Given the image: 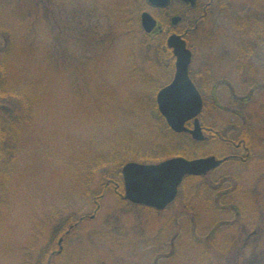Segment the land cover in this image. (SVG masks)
I'll return each mask as SVG.
<instances>
[{"label":"rangeland","instance_id":"374dc122","mask_svg":"<svg viewBox=\"0 0 264 264\" xmlns=\"http://www.w3.org/2000/svg\"><path fill=\"white\" fill-rule=\"evenodd\" d=\"M144 12L162 32L144 33ZM200 16L179 0L164 10L146 0H0V63L7 58L9 87L19 94L0 103V116L19 123L0 186V264H24L26 255L43 264L73 218L84 221L65 237L57 264H264V39L251 37L264 22V0H218L187 35L205 103L198 121L228 139L247 130L262 155L187 180L159 212L124 202L115 189L130 162L238 153L208 134L204 143L176 137L157 107L175 75L158 36L193 30ZM246 46L259 61L235 54ZM198 71L205 76L194 79Z\"/></svg>","mask_w":264,"mask_h":264},{"label":"water","instance_id":"95a60500","mask_svg":"<svg viewBox=\"0 0 264 264\" xmlns=\"http://www.w3.org/2000/svg\"><path fill=\"white\" fill-rule=\"evenodd\" d=\"M191 7L196 6V0H179ZM156 9H166L171 0H147ZM181 18L172 19L174 26ZM144 32L152 34L158 28V21L148 12L141 17ZM168 47L176 59V73L172 83L161 90L157 96L158 109L169 128L177 133L188 132L185 124L194 120V130L190 131L196 141H202V129L198 116L203 109L202 98L188 75L191 63V53L185 42L178 35L168 39ZM223 161L215 158L186 160L173 158L157 165H141L128 163L123 168L125 180V199L136 205L164 210L177 197L178 188L187 176H204L217 168Z\"/></svg>","mask_w":264,"mask_h":264},{"label":"flooded vegetation","instance_id":"af4514ba","mask_svg":"<svg viewBox=\"0 0 264 264\" xmlns=\"http://www.w3.org/2000/svg\"><path fill=\"white\" fill-rule=\"evenodd\" d=\"M218 2V0H196V7L197 8L196 10L197 11H201L202 12V16H200L198 19H196L195 23L197 24L199 22V20L202 18V17H205L207 15V11L209 10L210 7H212L213 5H215L216 3ZM204 5V6H202ZM264 22H262V26L264 27ZM192 30H186L184 33H179L178 35L182 38V40L185 42L187 48L190 50L189 48V44H188V41H187V35L191 32ZM252 34V33H251ZM257 35H258V38L260 39H264V31H258L257 32ZM252 37V35H251ZM253 40H257L258 38H254L252 37ZM236 49V48H235ZM191 51V50H190ZM192 52V51H191ZM236 53H241L240 49L237 48L236 51H235V54ZM252 54H253V51H252ZM249 55V57L246 58V60H249L251 58H254V60H257L259 61L260 59H256L255 58V55L252 56ZM192 55H193V52H192ZM242 55V53H241ZM252 56V57H251ZM193 59V58H192ZM260 63H255L254 65L257 66L259 68V66H262V65H259ZM263 64V63H262ZM193 66V60H192V63L190 65V68H189V77L190 79L192 80V77H191V68ZM198 74L194 77V79H200V78H203V75L205 76V74L201 71H198L197 72ZM210 75V74H209ZM260 80V79H259ZM258 79L257 80H251V82H254L255 83V86H259L261 82L258 83L259 81ZM250 82V83H251ZM224 85L223 84V81L221 80V82L219 83V87ZM234 92V90L232 89L231 92ZM254 89H249V93L248 95L246 96V100H244L243 102L246 104L249 102V100L251 99V97L253 96L252 94L254 93ZM235 96V94H233L232 98ZM234 99V98H233ZM237 102H240V101H237ZM237 117L238 118H244L247 119V116H246V113H242L240 114L239 112H237ZM188 126L190 127L189 129L190 130H193L194 129V124L193 122L191 124H188ZM202 133L203 135L204 134H208V136L210 137V141L211 142H214V141H218L220 142L221 145L224 146V149L223 151H227L226 149H229L230 147L235 149L236 152H238L236 155H231L229 158H224V159H219V158H216L218 161H223L217 168H215L214 170H212L210 173H208L207 175L205 176H201V177H195L196 181L197 182H201L203 179L205 180L206 178H209V176L213 173V172H216L218 170H220L224 165L228 164L229 161H238V162H241V163H248L249 161H254L253 159H256L258 153H259V156L262 155V150L260 148H257L255 146V144L252 143V139H251V136H249L248 134H250L247 130L243 131V132H240V133H237V137L236 139H228V138H225L224 135H221L219 131L217 130H214V129H208L207 127L203 126L202 125ZM233 134V132H232ZM188 180V178H187ZM185 180L184 182L182 183L181 187H180V190H179V194L180 192L182 191L181 189L183 188V185L185 184ZM212 187V186H211ZM210 187V188H211ZM201 188H205L203 187V184L201 185ZM116 190H118V188H115ZM209 189V188H207ZM119 191V190H118ZM214 190L210 189V193H212ZM218 192V191H217ZM118 194H121V198L123 199L124 202L128 203V204H131L128 200L125 199L126 197V190L124 188L123 192H117ZM207 193V191H206ZM201 194H203V192L201 191ZM222 194H226V192H222ZM210 196H208V199L207 200H210ZM213 198V197H212ZM154 210V209H153ZM238 208L237 207H232V211H237ZM197 213V211H196ZM236 214H240V212H236ZM196 215V214H195ZM198 216V215H196ZM81 220H84V218H81ZM222 224V223H221ZM78 224H74L72 226H70L69 230H67L66 234L65 235H68L72 229H74ZM225 225V224H224ZM181 233V231H180ZM184 237V236H183ZM183 239L181 238V234H180V239L178 240V242L182 241ZM191 241H193L195 243V246L199 248V246L201 245V243L197 242L199 240L196 239V237H193V239H191ZM65 242V237L62 236L60 239H59V242H58V245H63V243ZM171 243H175L174 241H171ZM200 244V245H199ZM246 245V244H245ZM215 246L214 244H210L209 246H207V248L209 250L213 252H215ZM180 249L178 248V251ZM174 254V253H173ZM171 254V255H173ZM58 255V251H53L51 253V256L52 257H56ZM205 255H208L207 253H205ZM200 258L202 260V258L204 257H208V256H204L201 254V251H200ZM215 258H221V257H215ZM240 259V258H238ZM249 262V261H248Z\"/></svg>","mask_w":264,"mask_h":264},{"label":"trees","instance_id":"16d2710c","mask_svg":"<svg viewBox=\"0 0 264 264\" xmlns=\"http://www.w3.org/2000/svg\"><path fill=\"white\" fill-rule=\"evenodd\" d=\"M248 22L252 23V21L250 19L246 20V23H248ZM199 24H200V22H198L197 24L194 23V26L192 27L193 31H195L197 29L196 27H198ZM256 25L257 26H253L255 29H253V31H252V37H254V38H258V35H257L258 31H263L262 22H260V23L257 22ZM245 26L246 25H241L239 30L243 31L244 29H246V28H244ZM158 37L161 38V43L165 48V51H164L165 55L167 54L165 57H163V59L165 58L167 60V62L169 64V68H174L175 67V57L172 53V50L169 49L167 46V38L168 37L165 34H161ZM239 49H240L242 55H246V56L248 55L249 56L252 54V51L250 50L249 46L242 47ZM8 71H9L8 60L6 57H4L0 63V103L3 102L4 104L9 100L13 101L14 99L19 98V94H17L14 90H12L9 87ZM11 112L13 113L12 109H11ZM9 114H10V111H9ZM4 115L8 116L6 114H4ZM10 115H13V114H10ZM5 116H0V186L2 185V182H4L5 174L9 171V168L11 167V164L13 163V161L16 157V150L11 149V148L13 147V143L15 146V139L14 138H16L18 136V129H19V123L16 122L14 118L9 117L7 120V119H5ZM172 134L175 135L176 137L186 135V134L177 135L174 132H172ZM186 136H188V135H186ZM10 138H11V140H10ZM9 140H10L11 148H10V146L8 148ZM165 159L162 158L158 161H150V163L161 162ZM146 163H148V162H146ZM6 176H7V174H6ZM120 176L121 175H119V173H117V176H116L117 179L116 178H113V179L115 180L114 183H116L115 187H117V188L119 187L118 192L122 193L124 190V185H123L122 177H120ZM188 180L193 181V182L196 181V179L193 177L188 178ZM4 194H5V192L0 187V202L3 201ZM207 204H208V206H211L212 202L210 200H207ZM70 222L71 223H69V224H70V226H72L74 224H78L79 220L77 218H73V220H70ZM67 230H68V228L66 229V231ZM109 239H112V238L110 237ZM66 251H67V247L63 246L62 252L59 253L53 261L51 260V257H50L49 259H46L45 262H43V264H57V263H59V261L61 260V257L64 255V253ZM29 257H30L29 255L25 256L26 259H24V264H31Z\"/></svg>","mask_w":264,"mask_h":264}]
</instances>
